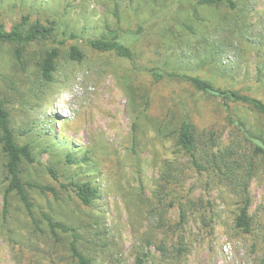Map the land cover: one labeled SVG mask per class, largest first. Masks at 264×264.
I'll return each mask as SVG.
<instances>
[{
	"label": "rangeland",
	"instance_id": "1",
	"mask_svg": "<svg viewBox=\"0 0 264 264\" xmlns=\"http://www.w3.org/2000/svg\"><path fill=\"white\" fill-rule=\"evenodd\" d=\"M197 1L0 0V23L8 30L23 17L26 25L55 23L52 38L27 47L24 68L13 46L0 41V92L18 142L29 144L41 162L26 164L25 176L59 189L56 197L31 190L36 214L48 211L75 227L78 244L95 264H135L143 252L144 264H264V162L250 181L251 230L243 232L233 223L237 198L215 174L192 168L178 152L173 131L189 118L199 136L207 135L203 140L210 141L214 131L220 147L245 144L246 137L228 122L218 97L189 81L156 80L146 71L199 76L264 101V0H234V8ZM112 30L139 34L133 60L90 47V38ZM52 45L60 47L53 80L35 89L37 63ZM72 45L83 51V60L69 57ZM77 87L82 94L75 98L73 119L58 108L49 111L54 98ZM232 108L253 133L264 136L259 113L243 104ZM70 150L79 163L65 162ZM3 161L0 148V264H77L67 247L71 235L62 237L64 248L36 234L16 197L4 220ZM168 162L183 177L181 192L199 206L189 210L182 226L176 224V204L154 207ZM48 165L64 181L91 180L98 189L92 205H81L72 191L53 183ZM203 216L211 220L208 225ZM180 240L186 249L180 258H164L156 248Z\"/></svg>",
	"mask_w": 264,
	"mask_h": 264
},
{
	"label": "trees",
	"instance_id": "2",
	"mask_svg": "<svg viewBox=\"0 0 264 264\" xmlns=\"http://www.w3.org/2000/svg\"><path fill=\"white\" fill-rule=\"evenodd\" d=\"M198 4L221 6L229 5L235 7L234 0H198ZM27 17H23L22 21L16 23L11 29H6L0 23V41L7 42L13 46V54L16 61L24 68L26 49L29 45L47 40L55 35V23L50 21L47 24L39 20L28 25ZM74 36V34H71ZM139 39V34L128 32L110 31L107 34L90 38L88 43L91 48L101 52H112L119 57L133 60L135 58V45ZM130 41L132 43H130ZM61 40L58 43L62 44ZM134 43V44H133ZM69 57L76 61L84 58L83 51L76 45L69 48ZM60 56V47L52 45L45 49L41 59L37 63L34 79L35 89L40 85L47 84L53 80V74L58 64ZM152 74L154 79L160 80L164 77L183 79L189 81L198 90L207 94L218 97L221 106L226 114L228 122L234 126L236 131L243 133L246 137V143H238L232 141L226 147H220L216 144V140L212 138L214 131L210 132L209 140L206 141L205 134L199 136L195 124L189 119L184 118L179 121V125L173 131L175 146L182 156L188 158L192 168L200 173L215 174L218 178L237 198V211L233 219L234 227L249 232L251 230V217L249 214L251 195L250 181L256 174L260 161L264 162V136H257L248 128L247 122L242 119L233 110L232 104H243L251 107L260 116L264 118V101L256 96L242 93L233 88H221L213 84L211 80L188 75L185 73L164 72L156 67L146 69ZM262 69H260V74ZM262 75H260L261 79ZM205 138L204 140L202 139ZM0 148L4 156L3 174L5 181L4 188V220H7L9 213L11 197H16L23 205L26 214L30 218L33 231L40 233L45 239L51 240L50 243L66 248L62 237L64 234H70L72 239L68 241L67 247L72 259L77 264H95L92 257L85 253L78 244V235L76 228L68 225L62 220L57 219L48 211H41L39 216L35 212V204L32 199L31 190L36 189L42 194H52L54 197L58 195V188L54 185L43 183L41 181H33L25 176V165L40 163L33 155L32 148L27 143H19L16 132L10 124V112L7 109L4 94L0 92ZM84 161H88V157H83ZM65 162L70 164L79 163L78 157L73 151L65 154ZM175 162H168L164 166L160 176L157 191V199L155 205L157 208L165 207L168 202L176 204L178 208L177 226H182L188 217L189 210L198 209V202L187 194L181 192V182L183 177L177 168L173 165ZM48 175L53 183L59 188L72 191L75 198L83 206H91L94 199L98 196V189L91 180H68L61 179L60 173L56 166L48 165L45 167ZM212 208V202L207 201L205 205ZM202 222L208 225L206 216L202 217ZM45 222V227L42 223ZM165 225V223H163ZM176 226V227H177ZM60 244V245H59ZM51 247V244H50ZM156 248L164 258H180L186 253V249L182 244V240L175 241L171 246L165 242H160ZM148 253H137L135 256V264H144ZM262 259L264 260V246L262 249Z\"/></svg>",
	"mask_w": 264,
	"mask_h": 264
},
{
	"label": "clouds",
	"instance_id": "3",
	"mask_svg": "<svg viewBox=\"0 0 264 264\" xmlns=\"http://www.w3.org/2000/svg\"><path fill=\"white\" fill-rule=\"evenodd\" d=\"M82 94V89L74 88L71 91H65L59 98H54L50 104V112L55 108H58L68 119H73L77 110V104L75 98Z\"/></svg>",
	"mask_w": 264,
	"mask_h": 264
}]
</instances>
